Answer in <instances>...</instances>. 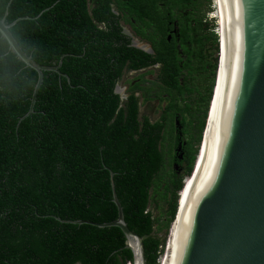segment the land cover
Here are the masks:
<instances>
[{
  "label": "trees",
  "instance_id": "1",
  "mask_svg": "<svg viewBox=\"0 0 264 264\" xmlns=\"http://www.w3.org/2000/svg\"><path fill=\"white\" fill-rule=\"evenodd\" d=\"M208 1L0 0L5 23L26 18L9 29L26 55L46 67L62 57L60 75L43 73L33 111L20 120L36 74L0 37V264H131L117 228L57 220H115L109 172L145 264H157L213 86L217 38L203 17ZM123 26L153 54L131 47ZM130 72L121 102L114 88ZM139 100L164 102V110L153 122L140 119Z\"/></svg>",
  "mask_w": 264,
  "mask_h": 264
},
{
  "label": "water",
  "instance_id": "2",
  "mask_svg": "<svg viewBox=\"0 0 264 264\" xmlns=\"http://www.w3.org/2000/svg\"><path fill=\"white\" fill-rule=\"evenodd\" d=\"M6 15L7 10L0 18V37L6 42L8 50L36 74L30 104L25 115L20 118L22 120L33 111L43 73L54 72L60 75L62 57L55 66L46 67L34 62L9 31L17 21L26 18H17L7 24ZM229 16L231 55L223 97L225 101V95L230 91L231 102L211 175L190 209L175 264H264V0H231ZM131 38L132 47L152 54L149 45H145L146 49L140 48L137 46L140 43ZM216 38L213 86L189 177L194 173L200 153L217 82L220 47L218 36ZM114 92L119 95L121 102L127 97L118 84ZM112 177L113 174L109 172L111 202L116 209L115 220L107 223L57 220L73 225L117 228L125 239L124 248L131 253V264H145L142 238L131 232L124 222ZM179 192L168 234L177 221Z\"/></svg>",
  "mask_w": 264,
  "mask_h": 264
},
{
  "label": "bare ground",
  "instance_id": "3",
  "mask_svg": "<svg viewBox=\"0 0 264 264\" xmlns=\"http://www.w3.org/2000/svg\"><path fill=\"white\" fill-rule=\"evenodd\" d=\"M230 3L231 0H214L215 12L213 14V17L219 19L217 36L220 38L217 82L211 102L207 126L203 134L202 146L197 157V163L195 165L194 173L189 179L190 181L186 188L187 191L185 190V192L183 193L177 215V221L172 225L170 233L167 235L166 241L168 243L171 240L170 244L165 248L166 243H164L165 253L162 254V258L159 260V264H175V261L178 257L177 255L181 249L180 239L183 235L182 230L186 224L190 209L193 206L194 201L197 199L198 195L201 194L211 175L213 164L217 157L219 143L224 132L229 104L231 102V94L229 93L230 91L226 93L225 96L227 97V99L225 101L223 97L226 88L228 65L231 55V24L229 16ZM137 46H139L140 48H145L141 44H137ZM180 226L181 229L179 231Z\"/></svg>",
  "mask_w": 264,
  "mask_h": 264
},
{
  "label": "rangeland",
  "instance_id": "4",
  "mask_svg": "<svg viewBox=\"0 0 264 264\" xmlns=\"http://www.w3.org/2000/svg\"><path fill=\"white\" fill-rule=\"evenodd\" d=\"M208 4V5H207ZM205 4V6H203V17H204V20L205 22L209 25V26H212L211 28L213 29V31L216 29L219 28V22H218V18H215L213 17V14L215 12V4H214V0H209L208 3ZM214 18V19H213ZM125 28L127 29V27L125 26ZM218 39H220L218 37ZM212 58H217V52L213 54ZM133 76H135V74H132V73H127L123 76V78L121 79V81L118 83V86L121 88V89H124L125 88V84L124 82L128 79H131ZM147 79H153L154 78V75H148L146 76ZM215 90V89H214ZM164 106H165V103L164 102H161V103H158L157 101H152V102H145V103H140L139 105V118L141 119L142 117H146L149 121L153 122L155 120H157L159 118V116L161 115V113L163 112L164 110ZM178 148V147H177ZM177 153L179 154L180 153V150H177ZM197 163V162H196ZM196 165V164H195ZM181 168L182 166L180 167H177V165L173 166V170L178 174L180 175L181 174ZM195 169V167H194ZM187 178L185 177V180L186 181ZM188 181V184H189V181L190 180H187ZM188 186V185H187ZM159 205H163V202L162 201H159L158 203ZM149 209L152 211L153 215L154 216H157L158 213H160V211H157L155 209V203H153L152 201L150 202L149 204ZM165 218L162 216L161 217V221H163ZM161 237L164 238V240L166 241V238H167V235H168V230L166 232H161ZM171 241V240H170ZM170 241L167 243L166 241V246L165 248L170 244ZM165 253V249L163 247V252L162 254ZM161 254V256H162Z\"/></svg>",
  "mask_w": 264,
  "mask_h": 264
},
{
  "label": "flooded vegetation",
  "instance_id": "5",
  "mask_svg": "<svg viewBox=\"0 0 264 264\" xmlns=\"http://www.w3.org/2000/svg\"><path fill=\"white\" fill-rule=\"evenodd\" d=\"M112 13L113 14H115V15H117V12L115 11V9H114V7L112 6ZM205 21V20H204ZM203 21V22H204ZM127 27V29L125 28V26H123L122 27V31H123V33L127 36V37H129L130 38V46L132 47V45H131V41H132V38L131 37H133V38H135L137 41H138V43H140L141 45H143L145 48L144 49H146L147 47L145 46L146 44L147 45H149L150 46V44L148 43V42H146V41H143V40H140L139 38H137L136 36H134V34L131 32V30L129 29V27L128 26H126ZM172 33L174 32V31H171ZM131 36V37H130ZM218 44L220 45V41L218 42ZM136 49V48H135ZM150 49H151V46H150ZM152 50V49H151ZM147 54V53H146ZM152 54H153V51H152ZM152 54H150V55H152ZM157 66H155V68H156ZM130 73H132V74H134L133 72H130ZM124 92H125V94H126V86H125V88H124ZM127 95V94H126ZM140 103H141V100H139V105H140ZM178 148H176V150H180V146H177ZM181 155H182V153H181V150H180V153L177 155V157H178V161L179 160H181ZM177 167H180V165H177ZM187 177H189V176H187ZM186 177V178H187ZM185 180V179H184Z\"/></svg>",
  "mask_w": 264,
  "mask_h": 264
},
{
  "label": "built area",
  "instance_id": "6",
  "mask_svg": "<svg viewBox=\"0 0 264 264\" xmlns=\"http://www.w3.org/2000/svg\"><path fill=\"white\" fill-rule=\"evenodd\" d=\"M214 19V18H213ZM212 32L214 33L215 36H217V30L215 29L214 31L212 30ZM164 247V246H163ZM163 247H160V249H162V252H163ZM162 254V253H161ZM161 254L159 255L158 257V260H157V264H159V260H160V257H161Z\"/></svg>",
  "mask_w": 264,
  "mask_h": 264
}]
</instances>
